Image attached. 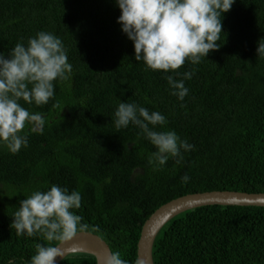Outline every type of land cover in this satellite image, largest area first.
<instances>
[{
  "label": "trees",
  "instance_id": "1",
  "mask_svg": "<svg viewBox=\"0 0 264 264\" xmlns=\"http://www.w3.org/2000/svg\"><path fill=\"white\" fill-rule=\"evenodd\" d=\"M120 14L115 0H0V53L8 58L17 43L51 32L73 68L67 80L55 82L47 104L19 101L46 118L43 134L26 125L21 134H28V146L17 154L0 144V264H30L38 243H58L18 236L11 227L20 201L52 184L82 194L74 211L86 231L129 264H135L142 224L164 203L211 190L264 192V57L257 53L264 0H236L223 15L219 49L168 72L136 61ZM191 70L181 101L167 76L180 80ZM121 102L162 113L167 124L155 130L175 131L194 150L180 164L170 158L154 170L147 157L156 149L141 130L115 126ZM152 257L154 264H264V206L186 210L162 227ZM95 262L80 252L58 264Z\"/></svg>",
  "mask_w": 264,
  "mask_h": 264
},
{
  "label": "clouds",
  "instance_id": "2",
  "mask_svg": "<svg viewBox=\"0 0 264 264\" xmlns=\"http://www.w3.org/2000/svg\"><path fill=\"white\" fill-rule=\"evenodd\" d=\"M236 0H115L121 10L117 22L134 44L135 59L143 61L152 70H177L187 61L199 64L202 58L220 47L223 33V15ZM258 56L264 57V38L258 42ZM67 49L54 33L39 31L30 37L27 45L17 43L8 53H0V144L12 154L28 146V134H21L26 125L31 132L43 134L46 118L23 107L44 105L55 96V82L67 80L72 73ZM177 80L167 76L171 94L183 101L189 94L184 81L192 79L194 70ZM117 129L130 124L138 127L154 145L156 151L148 154V163L160 170L170 158L183 161V153L195 146L175 131H157L156 126L167 124V117L158 111L150 112L136 103L121 102L115 112ZM151 125V127H150ZM190 176L182 177L183 183ZM82 206V194L77 190L52 184L47 190H35L20 201L13 215L11 227L18 236L40 235L48 242L72 241L78 232L87 230L83 217L74 210ZM97 231L99 229H96ZM62 244V243H61ZM60 244V245H61ZM71 254L83 249L73 246ZM65 251L56 244H37L30 264H57ZM104 264H129L120 252L104 258ZM135 264H144L137 258Z\"/></svg>",
  "mask_w": 264,
  "mask_h": 264
},
{
  "label": "water",
  "instance_id": "3",
  "mask_svg": "<svg viewBox=\"0 0 264 264\" xmlns=\"http://www.w3.org/2000/svg\"><path fill=\"white\" fill-rule=\"evenodd\" d=\"M207 205L264 206V192L211 190L182 195L164 203L151 213L142 224L137 241L136 259H142L144 264H154L153 245L162 227L174 216L186 210ZM56 245L65 251L64 258L71 254L69 251L71 247L79 246L83 249L82 253H88L95 257V264H104V258L112 253L104 239L86 230L78 232L72 241L58 242ZM61 260L58 257L57 264Z\"/></svg>",
  "mask_w": 264,
  "mask_h": 264
}]
</instances>
